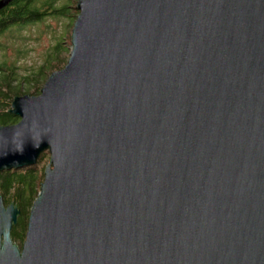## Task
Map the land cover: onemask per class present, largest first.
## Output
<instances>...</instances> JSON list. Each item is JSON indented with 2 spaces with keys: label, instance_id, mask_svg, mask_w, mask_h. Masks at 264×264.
<instances>
[{
  "label": "water",
  "instance_id": "95a60500",
  "mask_svg": "<svg viewBox=\"0 0 264 264\" xmlns=\"http://www.w3.org/2000/svg\"><path fill=\"white\" fill-rule=\"evenodd\" d=\"M76 9L0 126V172L48 152L20 246L0 197V264H264V0Z\"/></svg>",
  "mask_w": 264,
  "mask_h": 264
},
{
  "label": "trees",
  "instance_id": "16d2710c",
  "mask_svg": "<svg viewBox=\"0 0 264 264\" xmlns=\"http://www.w3.org/2000/svg\"><path fill=\"white\" fill-rule=\"evenodd\" d=\"M31 2H38V8H36L37 11L35 13L29 7V3ZM58 2L59 0H16L11 13L2 15L3 17L0 16V35L4 34L11 27L41 23L47 15L57 17L59 12L55 10L54 6ZM51 7H53L52 12H49ZM76 14L77 11H75L74 20ZM61 16L65 17L62 14L58 15V17ZM63 40L64 42L61 41L56 46L55 51L57 52L55 55H58V52L63 53L65 51L66 46L70 45L71 36ZM63 43L64 46L61 45ZM16 51L18 54V49ZM50 59L51 56L49 55L43 67L23 77H19L15 66H10L9 63L0 64V126L17 123L18 118L11 114V104L14 98L25 95H39L47 78L51 73L59 70H51L50 64L52 61L54 65L62 63L61 59ZM47 157L48 152H43L40 154L35 165L0 172V197H3L4 206L7 207L12 204L20 211L17 222L11 230V240L17 246H20L24 240L29 211L40 192V186L43 181V167L40 170L37 167Z\"/></svg>",
  "mask_w": 264,
  "mask_h": 264
},
{
  "label": "rangeland",
  "instance_id": "374dc122",
  "mask_svg": "<svg viewBox=\"0 0 264 264\" xmlns=\"http://www.w3.org/2000/svg\"><path fill=\"white\" fill-rule=\"evenodd\" d=\"M77 2L76 0H59L54 6L55 10L59 12L57 17L47 15L41 23L11 27L0 35V64L9 63L10 66H15L19 77H23L43 67L46 58L50 55V60L57 58L62 62L54 65L52 61L50 69L60 70L63 68L69 58L71 41L63 53L58 52L60 55H55L57 52L55 48L61 41L64 42L63 39L71 36ZM52 9L53 7L49 12H52ZM59 14L65 17H58ZM61 45L64 46V43ZM63 61L65 62L63 63ZM47 160L48 157L37 168L40 170L43 167L44 170L48 163Z\"/></svg>",
  "mask_w": 264,
  "mask_h": 264
},
{
  "label": "flooded vegetation",
  "instance_id": "af4514ba",
  "mask_svg": "<svg viewBox=\"0 0 264 264\" xmlns=\"http://www.w3.org/2000/svg\"><path fill=\"white\" fill-rule=\"evenodd\" d=\"M15 1L16 0H12L7 6H5L3 9L0 10V16H4L5 14L8 15L9 13H11V11L13 10V7L15 6ZM29 7L30 9L33 11V13H35L37 11L36 8H38V2H31L29 3ZM2 16V17H3Z\"/></svg>",
  "mask_w": 264,
  "mask_h": 264
}]
</instances>
